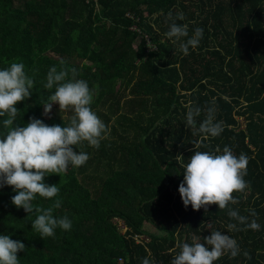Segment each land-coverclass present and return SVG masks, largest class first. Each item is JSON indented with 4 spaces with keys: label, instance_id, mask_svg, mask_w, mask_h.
<instances>
[{
    "label": "trees",
    "instance_id": "obj_1",
    "mask_svg": "<svg viewBox=\"0 0 264 264\" xmlns=\"http://www.w3.org/2000/svg\"><path fill=\"white\" fill-rule=\"evenodd\" d=\"M170 12L175 23L188 25L181 41L166 35ZM181 12L184 19H175ZM197 27L202 39L185 55L180 43ZM13 62L23 63L35 84L17 104L12 127L32 117L70 124L71 108L67 117L43 113L55 91L45 88L55 66L69 70L67 79L75 69V78L88 83L91 108L108 128L99 148L85 141L75 149L89 155L84 165L45 177L59 187L56 197L37 194L32 202L46 209L60 201L53 215L67 216L71 230L57 227L54 236L40 237L32 228L40 213L17 208L13 186L0 187V234L26 245L20 264H142L146 257L171 264L178 242L195 237L206 244L213 231L240 248L235 258L225 253L213 264H264V0H0V69ZM189 108L200 109L191 127ZM209 109L223 131L196 149ZM7 118L0 117V136L9 131ZM225 146L248 157V187L233 193L239 203L185 207L183 165L196 150L222 154ZM229 209L259 229L232 219ZM230 223L238 230H229Z\"/></svg>",
    "mask_w": 264,
    "mask_h": 264
},
{
    "label": "clouds",
    "instance_id": "obj_2",
    "mask_svg": "<svg viewBox=\"0 0 264 264\" xmlns=\"http://www.w3.org/2000/svg\"><path fill=\"white\" fill-rule=\"evenodd\" d=\"M168 19L173 20L167 37L181 41L188 37V25L174 22L172 13ZM175 19L183 20L184 14L178 13ZM203 36V29L197 27L194 34L180 43L183 54H189V47L199 46ZM149 48L153 49L151 45ZM154 50V49H153ZM72 78L67 79L68 69L57 70L53 66L47 74L45 88L55 91L44 103V115L50 116L53 105L58 104L61 112L72 109L74 115L70 124L48 125L42 119L32 117L25 126H15L14 120L18 114L17 104L32 95L34 80L25 71L23 63L13 62L7 68L0 69V117L5 127L9 128L6 135L0 136V187L13 186L16 195L11 197L17 208H23L31 213L34 210L40 213L32 222L40 237L55 235L57 227L71 230L72 221L63 216L56 218L53 209L60 207V201L49 208L36 207L33 201L37 194L40 197L51 199L60 191L57 184H47L45 177L52 174L66 173L69 166L80 167L90 158L86 152L76 151L77 146L87 141L90 146L100 147L105 139L108 128L104 121L91 108L93 93L88 83L83 79L75 78V69L70 70ZM200 109L189 108L186 116V126H194L195 117L199 116ZM200 131L204 134L200 141L194 143L198 149L208 136H219L223 131L222 123L215 122L213 110L209 109L207 118L201 122ZM75 146V148L73 147ZM216 152H220L217 147ZM177 162L183 165V155H177ZM248 157L241 153H233L229 146L223 148L222 154L196 150L185 168L183 181L179 185V192L185 207L191 205L194 210L217 204L219 209L228 205L237 204L239 200L233 196L234 192H244L248 187L247 175ZM253 216L257 215L251 210ZM228 215L241 224L247 223V217L237 210L229 209ZM247 227L258 230L260 225L252 220ZM229 230H238L236 224H229ZM205 242H199L193 237V243L180 244V252L173 257L171 264H213L225 253L230 258L240 254L237 241L220 231H213L204 237ZM207 245V246H206ZM26 245L20 240H14L10 235L0 234V264H20L18 253L24 251ZM244 255L250 258L247 252ZM142 264H153L149 258H144Z\"/></svg>",
    "mask_w": 264,
    "mask_h": 264
},
{
    "label": "rangeland",
    "instance_id": "obj_3",
    "mask_svg": "<svg viewBox=\"0 0 264 264\" xmlns=\"http://www.w3.org/2000/svg\"><path fill=\"white\" fill-rule=\"evenodd\" d=\"M43 113H44V107H43ZM50 116H61V117H67L68 116V112L67 110L64 111V112H61L60 108H59V105L58 104H54L53 105V109H52V112L50 114ZM46 117H49V116H46ZM239 120L241 122V126L243 127L244 126V122H243V117H239ZM120 226V228L123 229V231H125L127 228L126 226L124 225V222L122 220H119V222H117ZM145 228L146 229H153V227L150 225V224H146L145 225Z\"/></svg>",
    "mask_w": 264,
    "mask_h": 264
}]
</instances>
